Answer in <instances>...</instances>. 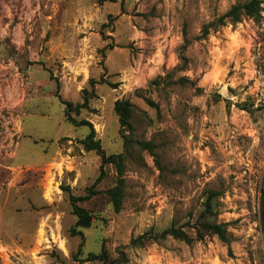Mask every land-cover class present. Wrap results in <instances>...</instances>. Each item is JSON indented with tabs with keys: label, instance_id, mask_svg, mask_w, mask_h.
Instances as JSON below:
<instances>
[{
	"label": "rangeland",
	"instance_id": "374dc122",
	"mask_svg": "<svg viewBox=\"0 0 264 264\" xmlns=\"http://www.w3.org/2000/svg\"><path fill=\"white\" fill-rule=\"evenodd\" d=\"M244 1L0 0V264H264V11L203 37ZM210 190L228 243L197 238Z\"/></svg>",
	"mask_w": 264,
	"mask_h": 264
},
{
	"label": "trees",
	"instance_id": "16d2710c",
	"mask_svg": "<svg viewBox=\"0 0 264 264\" xmlns=\"http://www.w3.org/2000/svg\"><path fill=\"white\" fill-rule=\"evenodd\" d=\"M101 1V0H100ZM262 0H247L244 2H236L227 12L219 16L214 22L205 24L203 26V37H206L210 34L212 27L215 29L227 25L228 23L239 22L243 15H248L253 17L256 20H259L262 17V12L264 11V6L262 5ZM102 35H104L102 33ZM185 35V32H184ZM187 47V39L185 40V44L182 46V49ZM183 60V67H185V63L187 61V57L185 55L181 56ZM60 100L66 105V116L68 119L76 124L80 125H88L91 130L90 133L83 139V144L88 150H97L103 159V166L107 162H111L115 159L113 155H107L101 145L100 140L95 139L96 132L92 125V123L88 120H77L72 116V111L80 112V109L84 106L83 104H74L72 101L64 100L61 98L60 94H57ZM243 109H248L243 107ZM115 110L119 116L120 123L123 128H127V130L131 129V118L134 112V106L129 100H117L115 103ZM104 170L102 169V173L98 176L97 181L101 179ZM219 194L218 191L210 190L206 200L203 203L202 211L197 219L196 224V232L197 238L202 239L206 233H212L217 235L222 241L229 242V236L227 233V229L224 223L221 222H213L212 217L215 213V198ZM88 196H72V205L74 209V213L78 216L76 227L80 228H88L91 226L93 217L91 213L84 207L80 206L78 202L80 200L87 199ZM73 231H76L74 228ZM80 235L84 236L82 230H78ZM158 235V234H157ZM168 235H172L174 237H178L180 239L186 240L190 242L192 238L190 235L183 229L177 228L175 226H170L169 228L163 230L161 234L158 236L146 235L140 237V239H155L154 237L166 238ZM141 241V240H140ZM141 243H143L141 241ZM84 239L80 243V249L83 247ZM88 260H99L102 261L103 264H110L108 254L105 250L100 253H91L88 257Z\"/></svg>",
	"mask_w": 264,
	"mask_h": 264
}]
</instances>
